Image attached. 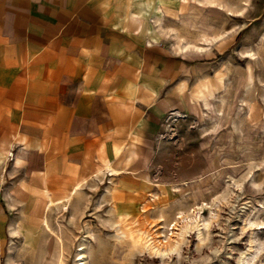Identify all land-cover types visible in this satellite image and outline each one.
<instances>
[{
    "label": "crops",
    "instance_id": "1",
    "mask_svg": "<svg viewBox=\"0 0 264 264\" xmlns=\"http://www.w3.org/2000/svg\"><path fill=\"white\" fill-rule=\"evenodd\" d=\"M146 9L139 0H0V264H70L53 224L61 205L48 204L79 184L104 186L103 199L111 193L143 218L135 204L148 200L167 117L201 116L216 93L211 63L171 44Z\"/></svg>",
    "mask_w": 264,
    "mask_h": 264
},
{
    "label": "rangeland",
    "instance_id": "2",
    "mask_svg": "<svg viewBox=\"0 0 264 264\" xmlns=\"http://www.w3.org/2000/svg\"><path fill=\"white\" fill-rule=\"evenodd\" d=\"M168 1L180 14L159 10L157 0H139L148 18L160 17L161 31L172 32L175 47H206L196 52L211 63L216 93L201 116L173 119L161 134L148 200L135 204L143 218L127 216L134 205L111 193L103 199L104 186L83 190L79 184L71 197L49 202L48 209L61 205L53 217L61 262L76 264L77 249L88 239L87 264H237L251 236L244 219L253 212V220L264 223V0ZM103 173L100 167L96 176ZM198 212L211 221L203 241L189 233L180 253L166 260L132 237L147 231L158 244L173 243L183 221ZM258 236L264 240V232Z\"/></svg>",
    "mask_w": 264,
    "mask_h": 264
},
{
    "label": "bare ground",
    "instance_id": "3",
    "mask_svg": "<svg viewBox=\"0 0 264 264\" xmlns=\"http://www.w3.org/2000/svg\"><path fill=\"white\" fill-rule=\"evenodd\" d=\"M189 49L198 52L206 51V47L204 46H191L188 43H184L180 46L181 51H188ZM111 171H113V169H111ZM78 189V187H75L73 192L76 193ZM253 214V212L248 213L244 219V227L251 229V236L247 249L240 252L237 264H259V261H261V264H264V240L258 236V233L264 232V223L253 220ZM217 217L218 212L213 211V217L211 218ZM183 222L184 224L181 226L179 232H177L178 238L175 239L173 243L170 242L169 244H165L167 241L163 239V241L158 244L153 235L147 231L138 232L136 236L134 235L132 237L136 239L138 245L148 251L152 256L160 258L161 261L166 260L169 258L170 254L180 253L181 245L186 240L189 233L195 232L200 242H202L204 229L209 230L211 226V221L206 220L200 212L196 213L194 217L189 219L186 218ZM84 241L85 242L80 244L77 249L75 258L76 264H87L89 240L85 239Z\"/></svg>",
    "mask_w": 264,
    "mask_h": 264
},
{
    "label": "built area",
    "instance_id": "4",
    "mask_svg": "<svg viewBox=\"0 0 264 264\" xmlns=\"http://www.w3.org/2000/svg\"><path fill=\"white\" fill-rule=\"evenodd\" d=\"M179 117H183V115L180 114V113H177V112H175V111L171 112V113L169 114V116L167 117V125H169L170 122H172L173 119H177V118H179ZM163 135H164V134H163ZM171 227H173V226H171ZM168 231H169V230H168ZM171 232H172V231H170V232H168V233L170 234Z\"/></svg>",
    "mask_w": 264,
    "mask_h": 264
}]
</instances>
